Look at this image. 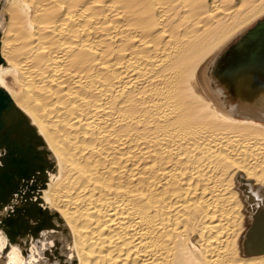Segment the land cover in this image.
Returning <instances> with one entry per match:
<instances>
[{
  "label": "bare ground",
  "instance_id": "bare-ground-1",
  "mask_svg": "<svg viewBox=\"0 0 264 264\" xmlns=\"http://www.w3.org/2000/svg\"><path fill=\"white\" fill-rule=\"evenodd\" d=\"M0 98V264H264V0H0Z\"/></svg>",
  "mask_w": 264,
  "mask_h": 264
},
{
  "label": "rangeland",
  "instance_id": "rangeland-1",
  "mask_svg": "<svg viewBox=\"0 0 264 264\" xmlns=\"http://www.w3.org/2000/svg\"><path fill=\"white\" fill-rule=\"evenodd\" d=\"M262 17H263V16H262ZM258 19H260V18H258ZM258 19H257V20H258ZM257 20H256V21H257ZM256 21H255V22H256ZM253 23H254V22H253ZM253 23H252V24H253ZM252 24H250L249 26H251ZM249 26H248V27H249ZM6 78H7V77H6ZM6 78H5L6 84H7V86L10 88V82H11V79L9 78V80H7ZM7 81H8V82H7ZM0 100L3 101L2 98H0Z\"/></svg>",
  "mask_w": 264,
  "mask_h": 264
}]
</instances>
